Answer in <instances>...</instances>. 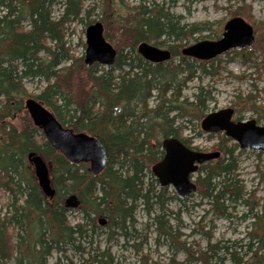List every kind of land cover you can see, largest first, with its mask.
I'll return each instance as SVG.
<instances>
[{
  "label": "trees",
  "instance_id": "1",
  "mask_svg": "<svg viewBox=\"0 0 264 264\" xmlns=\"http://www.w3.org/2000/svg\"><path fill=\"white\" fill-rule=\"evenodd\" d=\"M55 1L58 0H0V97L3 99L0 100V188L11 194L12 210L11 214L0 217V264H8L15 253V264H47L53 251L64 255L66 264H115L108 249L100 250L96 246L85 252L81 244L100 227L96 215L105 217L109 237L116 229L126 236L129 233L126 222L133 217L138 199L142 198L145 203L151 200L158 206L160 212L154 216L157 222L165 213V201L176 199L184 203L187 200L169 194L167 187L156 189L158 183L149 164L162 156L160 138L173 136L189 146L190 139L181 137L186 126L176 123V119L194 111L203 117L210 94L198 86L193 101L179 100L181 85L174 84L176 80L172 76L176 72L167 62L178 57V63H184L189 70L184 79L188 81L196 70L209 73L204 64L214 59L196 60L181 53L182 41L188 34L203 29L204 23L181 24L178 15L156 4L130 7L134 16L129 31L134 34L128 52H123V47L118 49L114 63L108 67L98 63L86 65L83 56H74L70 52L64 35L68 23L85 21L90 24L96 6L84 5L83 0H61V12L53 18L50 6ZM101 1L104 2L101 14L114 10L112 0ZM229 12L231 16L240 15L247 22L253 21L250 4L242 3ZM26 19L28 28L23 24ZM101 19L104 20L103 16ZM260 28L263 31L264 25L255 26L254 31ZM141 41L163 46L171 58L166 62H148L134 49ZM255 51L260 53V63L264 67V35L255 34L249 49L241 48L238 54L253 63ZM230 53L236 51L229 50L226 54ZM63 62L69 63L59 68ZM27 77H44L47 83L38 94L27 95L22 85V80ZM24 95L40 101L63 126L97 138L107 154L103 171L92 175L84 163L75 164L54 149L43 133L32 126L22 104ZM153 96L157 102L150 107L149 100ZM237 99L239 105L264 113V106L257 104L256 95H238ZM18 112L21 126L16 128L9 120ZM152 126L159 127L160 138L151 135ZM220 136L229 139L224 134ZM218 149L221 152L218 158L198 166L195 192L200 195V200L205 199L209 204L207 211L229 217L224 202L248 201L243 199L245 188L237 178L238 163L234 151L238 145L219 144ZM31 151L40 154L50 169L55 189L51 200L40 190L25 166V157ZM146 176L151 179L145 184ZM71 193L80 199L77 209L82 212V222L75 224H70L69 209L63 205V199ZM252 199L257 205L258 200L254 196ZM253 206L250 207L252 214H247L254 218L252 230L247 232L249 239L243 251V255L249 254L248 259L243 260L235 250L237 240L222 246L231 264H264V213L252 212ZM168 228L162 229L161 233L173 236L171 226ZM157 229H160V223ZM257 230L261 232L258 234ZM239 245L242 246L240 242ZM66 246L80 255H88L86 258L81 256L80 262H74L66 255ZM216 246L209 245L214 251ZM200 253L206 254V251ZM196 259L203 264H218L202 260V257Z\"/></svg>",
  "mask_w": 264,
  "mask_h": 264
},
{
  "label": "rangeland",
  "instance_id": "2",
  "mask_svg": "<svg viewBox=\"0 0 264 264\" xmlns=\"http://www.w3.org/2000/svg\"><path fill=\"white\" fill-rule=\"evenodd\" d=\"M107 1L109 2L110 0ZM60 2L61 0L55 1L50 6L53 18H57L61 12L62 5ZM103 3L101 0H83L84 5L95 4L96 6L95 14L90 17V24L100 21L106 40L115 50L123 47V52L129 51L128 48L131 47L129 41L132 40L131 36L134 34L131 33V30L129 31V27L133 24L131 19L134 16L130 9L131 6L146 5L153 7V5L158 4L170 13L178 15L181 24L199 25L204 23L205 25H201L203 29H200L199 32L186 36L187 39L182 41L184 44L182 46L200 40H216L223 32L224 23L231 17L229 10L240 6L242 3H247L251 6L253 21L248 23L253 28L261 24L264 25V0H112L111 8L114 10L110 13L104 12V14H101ZM0 14H2L1 11ZM102 16L104 20L101 19ZM23 24L28 28L27 19L23 21ZM88 25L85 24V21H75L66 25L64 39L66 46L70 48V52L74 56H84L86 47L85 29ZM254 32L257 35H264V30L262 31L261 28ZM50 44L53 45V42H50ZM138 46L139 42L135 44L134 49H138ZM160 47L164 48L163 46ZM248 49L249 47L246 48V50ZM234 50L236 51L234 54L222 53L212 62H206L204 65L209 70V73L196 70L193 78L188 81H184L186 79L185 76L189 74V70L185 68L186 65L178 63V57L173 58L171 61L169 60L167 63L176 72L172 76V79L176 80L174 84L178 83L181 85V97L179 100L187 98L188 101H193L194 92L198 86H202L210 94L206 101L207 109H205L204 113L231 107L234 109L233 119L238 117L241 120L254 119L257 124L264 125V113L260 114L247 108V105H239L237 103L238 95L244 97L247 94H254L257 96V104L264 106V67L260 63V53L255 51L256 59L252 63V61L242 59L238 54L240 49ZM230 56L235 58L230 60L228 58ZM68 63L63 62L58 67L62 68ZM179 69L183 70V72L177 71ZM62 73L63 70L60 71V75ZM76 78L74 80H80ZM46 83L44 77H27L22 80L26 94L33 96L38 94ZM153 94L156 96L157 92L154 91ZM27 95L23 96L22 101L27 97H31ZM0 100L3 101L2 97H0ZM156 102L157 99L153 96L149 100V106L153 107ZM196 113L194 111L191 114H183L176 119V123L186 126L181 137L189 138V143L193 147L199 150L211 151L219 150V144L221 146H232L234 144V141L230 138L227 140L222 139L220 136L222 133L210 135L202 132L200 128L202 116ZM20 115L19 112L15 113L14 117L9 120L16 128L21 126ZM159 131L158 126H152L151 135L154 137L158 135V138H160ZM234 154L237 156L238 163L237 178L245 188L246 194L243 199L247 200L248 203L242 200L235 204L229 203V201L224 202L227 206V212L230 213L229 217L215 215L207 211L209 204L206 203L205 199L200 200V195L194 192L184 203H180L176 199L165 201L163 209L165 213L161 217V221L157 222L154 216L160 212L158 206L153 204L151 200L149 203H145L141 198L135 203L133 217L126 222L129 232L126 236L116 229L115 234L109 237V229L105 225L100 226L98 224L100 227L96 229L94 234L91 237H86L81 242L85 247V252L96 246L100 250L108 249L115 264H203L201 260L196 259L197 257H202V260L208 259L218 264H231L222 246L237 240L235 250L239 256L243 257V260H247L249 254L243 255V251L249 239L247 232L252 230L251 221L254 219L252 215L248 216L247 214L251 213L250 207L253 205L252 212L264 213V177H261L264 172V152L238 148L234 151ZM24 162L25 166L31 171L32 177L35 178L34 182L37 183L33 166L28 164L26 157ZM84 164L86 168L89 166L88 163ZM48 175L49 179H51L50 171ZM153 178L155 177L153 176ZM150 179L146 176L144 179L145 184ZM157 186L156 189L159 188V185ZM167 189L169 194L175 193L171 186ZM251 195L258 200L257 205L252 203ZM68 197L65 196L64 199L66 200ZM78 200L80 201L79 198ZM10 202L11 194L9 191L0 188V217L11 214ZM19 202L22 203V199ZM67 217L70 224H75L82 221V212L77 208H71L67 211ZM99 217L96 215L95 219L97 220ZM159 223L160 229H157ZM168 226H171L173 236L161 233L162 229H169ZM12 231L15 232L16 230L12 229ZM257 231L258 234L261 232ZM239 242L242 245L241 247H239ZM255 242L254 244L257 245V242ZM211 244L217 245L215 251L209 247ZM66 247V255L74 262L78 263L81 256L86 258L88 255L87 253L80 255L79 252L69 249L70 247L68 246ZM201 250H205L206 254L200 253ZM16 255V253L13 255L8 264H15ZM66 263L65 256L56 251H53L47 258V264Z\"/></svg>",
  "mask_w": 264,
  "mask_h": 264
},
{
  "label": "water",
  "instance_id": "3",
  "mask_svg": "<svg viewBox=\"0 0 264 264\" xmlns=\"http://www.w3.org/2000/svg\"><path fill=\"white\" fill-rule=\"evenodd\" d=\"M223 30L221 37L216 40H200L183 47L182 54L207 60L228 49L250 45L254 40L252 26L240 16L228 19ZM85 44V64L91 65L97 62L110 66L114 62L116 51L103 36L102 24L99 21L86 27ZM137 50L145 60L151 63L166 60L170 56L169 51L147 42H141ZM23 106L33 126L42 131L54 149L62 152L73 163L88 162L87 170L91 174H98L104 168L106 152L97 138L62 126L53 113L34 98L24 99ZM232 113V108L209 112L200 121L201 130L209 133L222 131L240 148L264 152V125L256 124L254 119L234 121L231 119ZM161 148L163 156L151 166V172L160 186H172L180 198L196 190L192 176L197 171L198 165L219 156L218 151L192 150L175 137L163 138ZM26 157L33 166L34 175L41 190L52 197L54 190L50 187L48 168L44 159L34 151L29 152ZM77 204L75 195H70L65 200V205L68 207H75Z\"/></svg>",
  "mask_w": 264,
  "mask_h": 264
}]
</instances>
